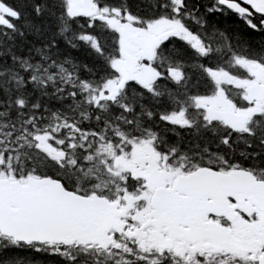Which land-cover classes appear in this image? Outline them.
I'll use <instances>...</instances> for the list:
<instances>
[{"label": "snow or ice", "instance_id": "snow-or-ice-1", "mask_svg": "<svg viewBox=\"0 0 264 264\" xmlns=\"http://www.w3.org/2000/svg\"><path fill=\"white\" fill-rule=\"evenodd\" d=\"M0 264H264V0H0Z\"/></svg>", "mask_w": 264, "mask_h": 264}]
</instances>
